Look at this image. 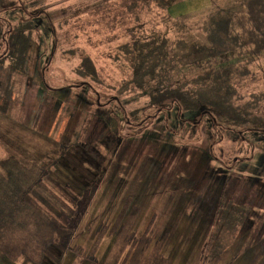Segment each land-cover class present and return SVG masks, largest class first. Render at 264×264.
Instances as JSON below:
<instances>
[{
    "label": "rangeland",
    "instance_id": "obj_1",
    "mask_svg": "<svg viewBox=\"0 0 264 264\" xmlns=\"http://www.w3.org/2000/svg\"><path fill=\"white\" fill-rule=\"evenodd\" d=\"M242 6V0H0V57L8 31L27 21L34 27L24 70L0 60V105L8 98L0 111V160L41 161L57 193L85 203L74 242L86 255L100 225H111L131 197L141 206L134 230L142 234L152 223L150 233L166 237L171 264H200L210 242L222 250L219 264H264V130L228 127L207 109L176 102L151 106L140 90H119L132 75L120 45L143 34L167 36L173 49L180 39L205 40L211 12ZM249 65L250 73L235 81L242 100L264 92V56ZM242 207L240 221L234 211ZM113 241L103 236L98 264ZM75 258L52 245L43 264ZM0 264L19 263L1 255Z\"/></svg>",
    "mask_w": 264,
    "mask_h": 264
},
{
    "label": "trees",
    "instance_id": "obj_2",
    "mask_svg": "<svg viewBox=\"0 0 264 264\" xmlns=\"http://www.w3.org/2000/svg\"><path fill=\"white\" fill-rule=\"evenodd\" d=\"M242 3V8L233 12H211L205 20V40L180 39L173 49L167 36L143 34L120 45L132 68L120 92L137 89L148 95L151 106L176 102L183 109H207L216 123L228 127L264 130V113L257 112L264 104V92L242 100L235 82L250 73L249 64L255 57L264 56V0ZM33 29V23L27 21L8 31L7 48L0 60L24 70ZM233 55L248 58L243 64L214 65ZM208 59L212 64H206ZM7 99L0 105L1 112L7 109ZM48 173L39 160L25 164L14 155L0 160V256L19 264H43L54 245L62 252L74 253V264H82L85 259L88 264H98L96 252L108 233L114 241L103 264H171L163 253L166 237L155 238L150 233L152 223L142 234L134 230L141 206L131 197L111 225H100L86 255L84 246L74 242L82 216L79 210L85 203L71 202L68 196L57 193L46 180ZM35 191L58 212L42 204ZM235 209L241 221L243 207ZM208 245L200 264H219V244Z\"/></svg>",
    "mask_w": 264,
    "mask_h": 264
},
{
    "label": "bare ground",
    "instance_id": "obj_3",
    "mask_svg": "<svg viewBox=\"0 0 264 264\" xmlns=\"http://www.w3.org/2000/svg\"><path fill=\"white\" fill-rule=\"evenodd\" d=\"M116 94H119V93H116ZM114 98H115V97H114ZM117 99H118V98H117ZM117 99H116V100H117ZM117 101H118V100H117Z\"/></svg>",
    "mask_w": 264,
    "mask_h": 264
}]
</instances>
